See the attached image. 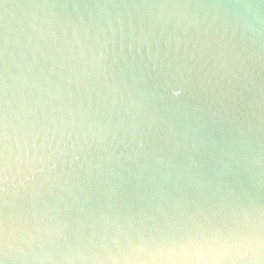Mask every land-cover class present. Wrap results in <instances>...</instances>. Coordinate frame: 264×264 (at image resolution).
I'll return each instance as SVG.
<instances>
[{
  "label": "water",
  "instance_id": "water-1",
  "mask_svg": "<svg viewBox=\"0 0 264 264\" xmlns=\"http://www.w3.org/2000/svg\"><path fill=\"white\" fill-rule=\"evenodd\" d=\"M3 42L9 119L66 153L80 201L113 184L154 195L164 175L208 171L220 151L264 199V0H0ZM193 54L199 74L161 87L162 62L167 76Z\"/></svg>",
  "mask_w": 264,
  "mask_h": 264
},
{
  "label": "snow or ice",
  "instance_id": "snow-or-ice-1",
  "mask_svg": "<svg viewBox=\"0 0 264 264\" xmlns=\"http://www.w3.org/2000/svg\"><path fill=\"white\" fill-rule=\"evenodd\" d=\"M199 63L177 58L162 76L173 68L162 62L160 86L198 75ZM6 96L0 76V264H264V199L235 155L218 152L208 171L194 164L164 175L154 195L113 184L106 199L80 201L66 153L14 126ZM260 167L264 190V157Z\"/></svg>",
  "mask_w": 264,
  "mask_h": 264
}]
</instances>
